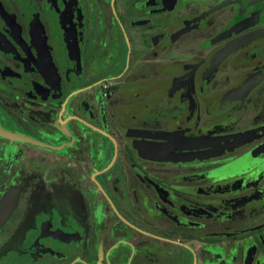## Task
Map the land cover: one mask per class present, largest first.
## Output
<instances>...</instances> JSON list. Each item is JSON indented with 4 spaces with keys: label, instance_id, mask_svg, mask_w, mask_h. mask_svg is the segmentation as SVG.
<instances>
[{
    "label": "flooded vegetation",
    "instance_id": "1",
    "mask_svg": "<svg viewBox=\"0 0 264 264\" xmlns=\"http://www.w3.org/2000/svg\"><path fill=\"white\" fill-rule=\"evenodd\" d=\"M0 264H264V0H0Z\"/></svg>",
    "mask_w": 264,
    "mask_h": 264
},
{
    "label": "water",
    "instance_id": "2",
    "mask_svg": "<svg viewBox=\"0 0 264 264\" xmlns=\"http://www.w3.org/2000/svg\"><path fill=\"white\" fill-rule=\"evenodd\" d=\"M0 135H3V136H5V137H10V138L13 137L10 133H7V132H5V131L0 132Z\"/></svg>",
    "mask_w": 264,
    "mask_h": 264
}]
</instances>
